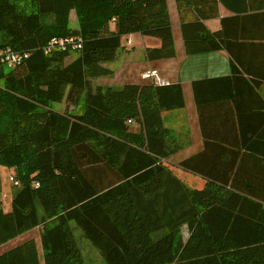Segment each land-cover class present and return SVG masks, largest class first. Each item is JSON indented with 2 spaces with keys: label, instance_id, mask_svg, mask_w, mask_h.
<instances>
[{
  "label": "trees",
  "instance_id": "obj_1",
  "mask_svg": "<svg viewBox=\"0 0 264 264\" xmlns=\"http://www.w3.org/2000/svg\"><path fill=\"white\" fill-rule=\"evenodd\" d=\"M175 2L186 54L228 51L232 75L193 83L202 149L172 164L181 145L163 117L184 108L181 85L92 83L112 76L106 64L131 34L160 41L147 60L175 56L166 0H0V51L26 55L0 65V165L18 186L11 209H0V245L42 226L45 264H85L74 224L106 264H264V191L255 190L264 186V99L258 124H244L235 82L256 75L237 47L264 45V0H248L250 13L221 18L216 31L205 21L218 17L217 0ZM69 35L81 37L80 50L44 53ZM210 82L235 91V142L221 143L229 158L218 174L210 115L220 100L198 93ZM83 95V113L51 108Z\"/></svg>",
  "mask_w": 264,
  "mask_h": 264
},
{
  "label": "crops",
  "instance_id": "obj_2",
  "mask_svg": "<svg viewBox=\"0 0 264 264\" xmlns=\"http://www.w3.org/2000/svg\"><path fill=\"white\" fill-rule=\"evenodd\" d=\"M166 3L172 27L175 56L169 59L147 60L146 49L159 47L160 41L155 38L141 36L140 34L128 35L126 36L125 46L122 47L121 44L118 49L116 59L112 63L106 64V67L112 70V76L95 79L92 83L93 86H110L114 88H120L127 84L145 85L149 82L141 78L142 73L147 70H156L160 79L164 81V85L180 84L185 102L184 108L167 113L163 117L165 127L174 132L176 143L181 145V148L171 155L168 160L178 163L202 149L193 83L195 81L231 77L232 58L228 51L194 55L186 54L176 2L175 0H166ZM217 4L218 17L205 21V25L210 31H216L220 28V19L223 17L245 15L251 11L248 0H217ZM185 12L187 20H190L189 18L192 17L193 13ZM112 27L113 25L110 23L109 29L112 30ZM128 42L130 43L127 44ZM237 48L240 60L246 64V67L256 72V75H250L242 71V74L235 78L237 79L235 82L238 87V105H240V110L245 113L244 119H242L243 123L255 126L261 119V116L256 114V111L261 110L259 109L261 107V99H264V45ZM238 79H244L249 82L255 92L245 82ZM252 81H259L258 83H261V85H253ZM198 93L200 96L212 95L218 98L215 100H220V102H216L218 106L210 115V122L214 125V127L212 125V134L217 136V146L214 147L212 158L214 156L215 173L218 174V172L221 173L223 170L222 164L229 158L228 154L222 153L221 143L235 142L234 132L231 129L234 117L230 116L228 108L230 105L234 106L233 95L235 91L233 87H228L226 83L210 82L203 83L202 89L200 91L198 89ZM256 170L258 171L259 169L256 168ZM255 188L256 191H264V186L257 185ZM228 189V187L225 189L219 188V191L224 193ZM42 232L43 227L38 226L0 245V264H45L44 251L41 245ZM28 241L34 242L35 249L18 248ZM15 250L17 251L15 255L9 254Z\"/></svg>",
  "mask_w": 264,
  "mask_h": 264
},
{
  "label": "rangeland",
  "instance_id": "obj_3",
  "mask_svg": "<svg viewBox=\"0 0 264 264\" xmlns=\"http://www.w3.org/2000/svg\"><path fill=\"white\" fill-rule=\"evenodd\" d=\"M74 16H75L74 12H72L70 15V21H69V27L72 30L77 29V22ZM126 39H127L126 37L122 38V47L125 46ZM76 56H77V52H73L71 54V57L66 59V63L74 59ZM84 107H85V96L84 95L79 99L78 103L72 107L67 104L65 99L61 103H53L51 105V108L55 111H59V112L67 111V112H72L75 114L83 113ZM168 161L172 164H176L175 162H172L170 159ZM13 178H15L14 169L0 165V209H3L4 211H9L11 209L12 196L14 194V191L18 187V186H15V182L13 181ZM72 226L75 231L74 235L77 241V245L85 261V264H106L103 261L99 252L83 236L82 232L74 224ZM180 233H181L182 239H186L188 235L187 227L183 226Z\"/></svg>",
  "mask_w": 264,
  "mask_h": 264
},
{
  "label": "built area",
  "instance_id": "obj_4",
  "mask_svg": "<svg viewBox=\"0 0 264 264\" xmlns=\"http://www.w3.org/2000/svg\"><path fill=\"white\" fill-rule=\"evenodd\" d=\"M128 42L127 44H129ZM82 47V39L79 35H69L66 37L55 38L51 40L48 46L45 48L44 53L49 54L53 49L60 50H72L77 51ZM23 57L19 53L12 52L9 49L0 51V65L12 66L18 64ZM141 78L148 81L149 83H154L156 85H164V81L160 79L156 70H147L142 73Z\"/></svg>",
  "mask_w": 264,
  "mask_h": 264
},
{
  "label": "bare ground",
  "instance_id": "obj_5",
  "mask_svg": "<svg viewBox=\"0 0 264 264\" xmlns=\"http://www.w3.org/2000/svg\"><path fill=\"white\" fill-rule=\"evenodd\" d=\"M38 230V229H37ZM43 259V258H42Z\"/></svg>",
  "mask_w": 264,
  "mask_h": 264
}]
</instances>
